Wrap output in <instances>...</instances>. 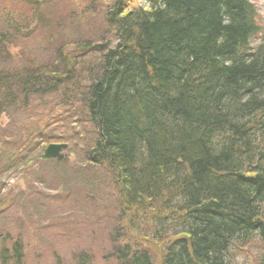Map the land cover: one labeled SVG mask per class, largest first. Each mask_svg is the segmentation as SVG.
Listing matches in <instances>:
<instances>
[{
  "label": "trees",
  "instance_id": "16d2710c",
  "mask_svg": "<svg viewBox=\"0 0 264 264\" xmlns=\"http://www.w3.org/2000/svg\"><path fill=\"white\" fill-rule=\"evenodd\" d=\"M122 1L104 12L117 41L78 47L101 55L87 82L75 71L82 56L62 47L50 63L29 59L0 71V118L21 127L14 143L1 134L7 170L43 163L51 143L69 145L63 123L80 105L87 116L73 123L85 144L78 158L112 173L120 239L126 228L138 235L134 221L145 215L161 264H238L235 254L264 243V25L256 0ZM21 4L27 12L0 8L7 61L23 39L21 24L33 30L46 20L48 0ZM120 242L118 264H154L148 251ZM0 264H26L21 239L2 242ZM78 264L93 262L83 253Z\"/></svg>",
  "mask_w": 264,
  "mask_h": 264
},
{
  "label": "rangeland",
  "instance_id": "374dc122",
  "mask_svg": "<svg viewBox=\"0 0 264 264\" xmlns=\"http://www.w3.org/2000/svg\"><path fill=\"white\" fill-rule=\"evenodd\" d=\"M31 1L41 3L44 0H22L23 3ZM112 1L48 0V6L40 10L46 20L33 30L31 25L21 24L23 39L17 38L18 44L9 48L13 61L0 58V71L20 69L29 59L36 64L38 61L50 63L55 57L54 52L62 47L68 55L82 56L75 71L78 75L84 74L85 80L89 76L88 70H97L101 55L98 51L89 52L78 47H83L88 41L91 44L108 41L112 45L117 41L108 32L104 17L107 5ZM22 2L0 0V8L5 9L6 14L9 10L27 12ZM122 2L128 8L144 4V0ZM256 5L264 25V0H256ZM2 17L0 14V30L5 29L6 23L1 22L5 19ZM77 110V116L75 111L70 113L76 119L64 122L66 128L62 130L64 139H72L68 141L70 149L67 150V154H73L70 162L68 158L60 164L51 161L36 164L34 161L28 165L31 173L23 165L16 167V171H9L10 151L6 148L8 145L0 143V157L3 156L0 158V247L6 239H21L26 264H78L83 253L91 257L93 264H118L117 249L121 248L122 241L148 251L154 264H161V241L154 240V231L146 222L145 215L134 221L133 229L139 232L138 235L135 232L131 234L126 228L120 239L117 220L121 206L112 173L105 167L82 166L78 158L84 155L85 144L83 135H79V126L73 123L84 120L87 112L80 105ZM39 112L38 116L44 120L43 108ZM5 117L0 118V123L4 122L0 127V142L4 139L1 134L7 132L10 134L7 141L14 143L21 127L16 128L11 123L13 119ZM92 132L91 128L90 137ZM235 255L238 264H258V258L264 256V243L254 241L245 252Z\"/></svg>",
  "mask_w": 264,
  "mask_h": 264
},
{
  "label": "water",
  "instance_id": "95a60500",
  "mask_svg": "<svg viewBox=\"0 0 264 264\" xmlns=\"http://www.w3.org/2000/svg\"><path fill=\"white\" fill-rule=\"evenodd\" d=\"M68 146L66 144H51L49 145L41 156L43 161L61 159L64 157L63 152L66 151Z\"/></svg>",
  "mask_w": 264,
  "mask_h": 264
}]
</instances>
